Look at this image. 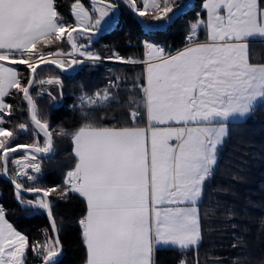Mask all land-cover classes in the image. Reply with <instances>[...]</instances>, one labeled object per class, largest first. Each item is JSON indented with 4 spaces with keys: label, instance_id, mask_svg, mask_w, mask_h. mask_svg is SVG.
Here are the masks:
<instances>
[{
    "label": "snow or ice",
    "instance_id": "6c2138e0",
    "mask_svg": "<svg viewBox=\"0 0 264 264\" xmlns=\"http://www.w3.org/2000/svg\"><path fill=\"white\" fill-rule=\"evenodd\" d=\"M95 2L90 13L77 0L73 4L76 22L69 24L57 11L55 0H0V125L5 113L11 115L12 105L6 104L4 97L15 88L27 102L37 130L34 135L43 133L45 137L43 147L38 142L12 147L8 138L13 132L0 126V137L5 138L0 140V168L6 174L8 154L26 148L31 149L30 161L23 167L39 173V163L32 161L36 154L54 151V132L71 135L76 162L59 195L64 198L78 193L86 200V215L78 221L87 248L86 264H153L157 246L187 249L199 244L202 233L197 204L217 162L218 146L228 134L227 123L264 102V63H252L249 56V39H264V0H205L207 19L198 14L187 36L190 46L175 55H166L163 47L148 41L144 42L146 61L116 54L114 58L123 63L146 64L144 80L134 83L136 94L127 101L129 124L97 126L85 114L89 122L73 133L50 130L47 121L38 117L30 88L41 63L61 67L64 63L46 59L60 53H45L43 47L67 35L81 56L99 61L98 54L80 51L83 46H77L73 36L78 30L99 31L102 21L109 25L116 22L111 17L105 20L117 8L112 0H98L99 7ZM124 2L139 17L151 15L153 21L165 23L182 14L185 6L183 0ZM201 26L206 30L203 42L198 36ZM4 61L26 65L30 76L5 66ZM120 80L117 76L108 88L81 100L90 105L115 102L113 89L119 88ZM38 82L59 83L54 79ZM145 118L147 124L139 126L138 121ZM19 128L26 131L28 125ZM24 175L35 180L27 172ZM12 183L19 196L23 185L15 179ZM23 190L38 194L35 201L21 202L47 211L52 234L46 231L43 242L30 245L5 219L0 207V264H26L29 248L41 264H58L62 251L59 228L46 199L57 188Z\"/></svg>",
    "mask_w": 264,
    "mask_h": 264
},
{
    "label": "trees",
    "instance_id": "16d2710c",
    "mask_svg": "<svg viewBox=\"0 0 264 264\" xmlns=\"http://www.w3.org/2000/svg\"><path fill=\"white\" fill-rule=\"evenodd\" d=\"M90 6L87 0H79ZM77 0H55L57 11L69 24H75L72 14L73 4ZM119 10V21L115 28L100 36L88 34L77 36L76 44L83 50L98 54L101 59L109 60L119 52L125 59L144 61V42L148 41L164 47L168 53L186 47L190 25L198 14L206 20L207 12L203 8L205 0H195L187 12L177 16L165 30H145L138 22L135 13L124 0H112ZM189 0H183L184 5ZM142 3V0H141ZM150 28L166 24L153 21L151 15L142 17ZM200 40L206 38L203 26L198 29ZM41 46L38 45V48ZM68 37L54 45L43 47V51L60 54L71 51ZM250 62L264 63V41L250 42ZM112 60V59H111ZM19 73L30 76L27 66H20ZM35 82L30 91L37 105L38 117L47 121L50 130H64L73 133L85 123V114L90 122L97 126L113 127L130 123L127 101L136 94L133 87L138 80L143 81L145 68L142 65H118L106 62L86 63L78 66L73 73L61 72L56 66L45 65L37 70ZM119 76V88L113 89L116 101L107 104L90 105L81 97L94 96L109 87V82ZM58 78L59 83H52L43 90L44 84L38 81ZM61 90V94H60ZM51 93V96H49ZM52 97H55L53 99ZM6 104L12 105L11 115L6 118L3 127L13 132L10 146L32 145L36 142L42 147L44 137L34 135V126L29 117L27 102L16 89L6 97ZM256 119L252 114L246 119L231 122L226 139L217 150V162L212 175L205 181L203 199L200 205L202 239L189 249L167 248L155 251V264H264V110L256 109ZM142 119L138 124L146 125ZM20 124H27L28 129L21 131ZM54 151L47 157H39L40 172L35 173V180L17 175L12 165L13 159L24 156L27 152L13 153L8 159L9 176L23 189L29 187L57 188L56 193L47 199L51 204L52 215L59 228L63 255L58 264H86L87 248L81 234L78 221L86 215V200L78 193H68L61 198L59 190L66 187V174L75 165L71 135H56L54 132ZM3 156L0 155V165ZM0 168V204L5 210L8 221L20 233L25 235L29 244L43 242L46 231L51 233V222L46 210L29 206L23 201L38 198V194L17 195V190L3 178ZM43 197L42 194H39ZM235 245V247L233 246ZM26 264H41L38 255L28 249Z\"/></svg>",
    "mask_w": 264,
    "mask_h": 264
},
{
    "label": "crops",
    "instance_id": "0c3cea01",
    "mask_svg": "<svg viewBox=\"0 0 264 264\" xmlns=\"http://www.w3.org/2000/svg\"><path fill=\"white\" fill-rule=\"evenodd\" d=\"M83 6H84V8L85 9H87L90 13L92 12V10H93V7H94V1H92V0H89V2H90V6H88V5H85L83 2H81V1H79ZM95 6L96 7H99L100 5H99V3H98V1H96L95 2ZM74 13V10H73V8H72V14ZM117 14H118V12H117V10L115 9V11H114V13L113 12H110L109 13V17H106L105 18V20H109V18L111 17V18H113L114 20L117 18ZM74 15V14H73ZM74 20H75V22H76V17H75V15H74ZM118 22V21H117ZM114 24H111V25H109V24H105L103 21H102V24H101V28H100V30L99 31H96V30H93L92 32H96V33H100V32H106V31H110V29H111V27L113 26ZM116 25H117V23H116ZM116 27V26H115ZM81 32H83V33H81ZM81 34H82V37H84L85 38V36L86 35H88V34H92L93 36L95 35V34H93V33H86L85 31H78L77 32V34L74 36L75 37V40H76V37L77 36H81ZM200 40V39H199ZM204 40H205V38H204ZM204 40H200L201 42H203ZM264 41V39H262V38H259V37H257V38H250L249 39V45H250V42H255V41ZM151 43V42H150ZM189 44V43H188ZM159 45V44H158ZM159 46H161V47H163L162 45H159ZM187 46H190V44L189 45H187ZM185 48V47H184ZM184 48H182L181 50H183ZM90 52V51H89ZM178 51H176V52H170V53H168V52H166L165 51V54L166 55H168V54H170V55H175L176 53H177ZM144 56L146 57V59L145 60H147V55H146V49H145V54H144ZM87 59V58H86ZM96 62H99V61H96ZM114 64H117V63H114ZM136 64H139V65H144V66H146V64L145 63H135V64H133V63H131V65H135L136 66ZM118 65H120V64H118ZM46 81V80H45ZM60 94H61V90H60ZM262 102H257L256 103V105L254 106V108L255 107H257V106H259L260 104H261ZM251 113L252 112H250L249 114H247V115H245V116H243V117H240V116H236V117H234V118H231L229 121L230 122H228V123H230L231 124V122H237V121H242V120H244V119H246L248 116H250L251 115ZM10 115H8L7 113H6V117H9ZM29 117H30V113H29ZM147 124V123H146ZM139 126H141V125H139ZM143 126H145V125H143ZM143 126H141V127H143ZM226 137H227V135L225 136V138H224V140L226 139ZM220 148V146H218V149ZM27 153L24 155V156H22V157H20V158H17L15 161H20L21 163L20 164H16L15 162H13L14 163V167H15V169H16V171H17V175L19 176V177H21V178H26V176L24 175V172H27L28 173V175H30V176H33L34 177V175H35V171L33 170V169H31V168H27V169H25L24 167H23V165L24 164H27V163H29V161H30V156H29V153L31 152V150H28V151H26ZM32 163H38V160L36 159L35 161H32ZM215 166V165H214ZM214 166H213V168H214ZM17 167H18V169H17ZM202 198H203V193H202V195H201V198H200V200L198 201V204H197V207H198V209H199V214H200V203H201V200H202ZM5 219L8 221V219H7V216H6V214H5ZM9 222V221H8ZM10 223V222H9ZM11 224V223H10ZM13 226V225H12ZM14 227V226H13ZM16 229V228H15ZM17 230V229H16ZM18 231V230H17ZM200 243V242H199ZM85 244V243H84ZM198 245V244H197ZM197 245H193V246H191V247H195V246H197ZM167 248H180L179 246H172V245H168V246H157L156 248H155V250H154V253H153V264H155V251L156 250H158V249H167ZM181 249V248H180ZM187 249H189V248H187Z\"/></svg>",
    "mask_w": 264,
    "mask_h": 264
},
{
    "label": "rangeland",
    "instance_id": "374dc122",
    "mask_svg": "<svg viewBox=\"0 0 264 264\" xmlns=\"http://www.w3.org/2000/svg\"><path fill=\"white\" fill-rule=\"evenodd\" d=\"M193 5H194V3H193ZM82 35V34H81ZM66 37H67V35H65ZM64 36V37H65ZM71 45V44H70ZM164 48V47H163ZM71 51H69V52H66V53H63V54H59V55H55V56H46V59H49V60H51V59H57V60H61V61H63V63H64V68L66 69V68H68V69H70V68H72V70H71V72L73 73V72H75L76 70H77V68H78V66H80V65H83V64H86V63H94V62H92V61H88L87 59H86V57H84V56H81L80 54H79V52L77 51V57H76V60H80V61H84L83 63H81V64H77V63H73L72 61L74 60V49L72 48V45H71ZM165 50V49H164ZM80 51H84L82 48H80ZM166 51V50H165ZM90 52H92V51H90ZM167 52V51H166ZM93 53V52H92ZM145 59H146V57H145ZM144 59V61H146ZM102 62H106V63H110V64H112V63H117V64H124V65H131V63H123V62H121V61H119V60H116L114 57H113V59L111 60V59H109V60H101ZM101 61H99V62H101ZM2 63H4L5 64V66H7V67H13V68H15L17 71H18V68H20V66H26V65H17L16 67H14L15 65H11V64H9L7 61H4V62H2ZM41 64H43V63H41ZM74 64H75V66H74ZM124 65H122V66H124ZM144 68H146V66H144V65H142ZM18 67V68H17ZM19 72V71H18ZM51 79H54V80H58V78H51ZM47 80H49V78H47ZM55 83V82H54ZM52 84V83H51ZM44 88H43V90H46V88H47V86L48 85H50L49 83H44ZM33 87V86H32ZM32 87L30 88V91H31V89H32ZM13 89H15V88H13ZM13 89H10L9 90V92H11ZM7 96H5L4 97V102L6 103V98ZM261 109H263L264 110V105L263 106H261ZM257 111V110H256ZM256 111L254 112V114L256 115ZM252 114V113H251ZM6 113L4 114V117H3V123H2V125H0V126H3V124H4V122H5V120H6ZM228 122H230V121H228ZM229 126H230V123H227V129H228V131H229ZM42 136L44 137V135H43V133H42ZM12 138V137H11ZM11 138H8L9 140L11 139ZM5 138L4 137H0V140H4ZM44 140H45V137H44ZM43 147V146H42ZM25 155V154H24ZM36 155H39V154H36ZM52 155V154H51ZM10 158V157H9ZM17 159V158H16ZM16 159H13V162H15V160ZM12 165L14 166V163H12ZM16 167V166H15ZM17 169H18V167H17ZM203 199V198H202ZM201 202H202V200H201ZM4 214H5V211H4Z\"/></svg>",
    "mask_w": 264,
    "mask_h": 264
},
{
    "label": "water",
    "instance_id": "95a60500",
    "mask_svg": "<svg viewBox=\"0 0 264 264\" xmlns=\"http://www.w3.org/2000/svg\"><path fill=\"white\" fill-rule=\"evenodd\" d=\"M92 1H94V0H92ZM96 1H98V0H96ZM195 2V0H189V2H188V4L184 7V9H183V13L184 12H187V11H189L190 9H191V7L193 6V3ZM116 10H117V12H118V14H117V18L115 19V23H114V25L111 27V29H113V28H115V26H116V23H117V21L119 20V10H118V8H116ZM180 15V14H179ZM178 15V16H179ZM135 16H136V18H137V20H138V22L139 23H141V25L143 26V28L145 29V30H151V31H157V30H165V29H167L168 27H169V25L171 24V23H173L174 21H172L171 23H166V24H164V25H162V26H158L157 28H150V27H148L147 25H146V22H144L143 21V18L142 17H139L137 14H135ZM175 19V18H174ZM111 29H110V31H111ZM79 31V30H78ZM106 32H109V31H106ZM106 32H100V33H96V32H86L87 34L88 33H93V34H95V35H97V36H100V35H102V34H104V33H106ZM76 33V32H75ZM75 33H73V36H74V34ZM74 60H76V57H77V51H75L74 50ZM44 65H53V66H57L62 72H65V73H72L71 72V70H72V68H70V69H65L64 67H61V66H58L57 64H40L39 65V67L37 68V70L39 69V68H41V67H43ZM74 66H75V64H74ZM34 75H36V73L34 74ZM24 150H31V149H26V148H17V150H16V152H20V151H24ZM16 152H13V153H16ZM52 153V152H51ZM51 153H47V154H45V153H41V154H43L45 157H47L48 155H51ZM12 153H9L8 155H11ZM2 176H3V178L4 179H6V180H8L11 184H12V186L13 187H15V185L12 183V180L13 179H11L10 178V176H9V174H8V167H7V173L5 174L4 172L2 173ZM16 189V188H15ZM17 190V189H16ZM20 193H22V194H24V195H26V194H36V193H33V192H28V191H24V190H20ZM42 194V193H41ZM47 199V198H46ZM48 200V199H47ZM49 201V200H48ZM47 212V211H46ZM49 217V216H48ZM50 219V218H49ZM51 222V221H50ZM59 235V234H58ZM59 239H60V236H59ZM63 255V246H62V251H61V254L59 255V257L57 258L58 260L61 258V256Z\"/></svg>",
    "mask_w": 264,
    "mask_h": 264
},
{
    "label": "built area",
    "instance_id": "2783aa9c",
    "mask_svg": "<svg viewBox=\"0 0 264 264\" xmlns=\"http://www.w3.org/2000/svg\"><path fill=\"white\" fill-rule=\"evenodd\" d=\"M116 54H118L120 57H122L121 54H120L119 52H117ZM116 54H115V55H116Z\"/></svg>",
    "mask_w": 264,
    "mask_h": 264
}]
</instances>
